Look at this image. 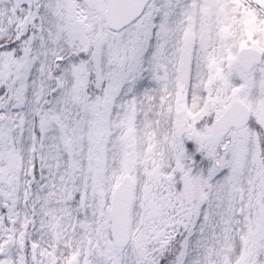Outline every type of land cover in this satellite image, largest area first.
I'll return each mask as SVG.
<instances>
[{
  "label": "snow or ice",
  "instance_id": "obj_1",
  "mask_svg": "<svg viewBox=\"0 0 264 264\" xmlns=\"http://www.w3.org/2000/svg\"><path fill=\"white\" fill-rule=\"evenodd\" d=\"M0 264H264V0H0Z\"/></svg>",
  "mask_w": 264,
  "mask_h": 264
}]
</instances>
